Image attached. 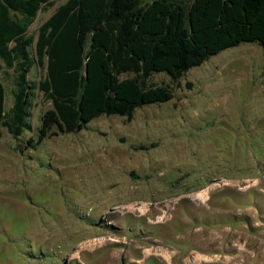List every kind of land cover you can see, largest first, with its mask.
Masks as SVG:
<instances>
[{
	"label": "rangeland",
	"instance_id": "rangeland-1",
	"mask_svg": "<svg viewBox=\"0 0 264 264\" xmlns=\"http://www.w3.org/2000/svg\"><path fill=\"white\" fill-rule=\"evenodd\" d=\"M46 73L36 62L28 79ZM0 75L9 109L16 72ZM150 81L174 97L132 119L101 115L39 141L53 104L36 88L31 128L0 126V264H264L262 47L242 42L176 83Z\"/></svg>",
	"mask_w": 264,
	"mask_h": 264
},
{
	"label": "trees",
	"instance_id": "trees-1",
	"mask_svg": "<svg viewBox=\"0 0 264 264\" xmlns=\"http://www.w3.org/2000/svg\"><path fill=\"white\" fill-rule=\"evenodd\" d=\"M54 5L0 0V69L16 72L9 109L0 75V126L16 137L31 128L36 88L53 104L42 115V141L56 130L80 131L101 115L132 119L144 105L171 100L169 85L150 81L154 73L176 83L242 42L264 51V0H64L37 37L30 34L39 12ZM36 62L47 66L39 83L28 79Z\"/></svg>",
	"mask_w": 264,
	"mask_h": 264
},
{
	"label": "crops",
	"instance_id": "crops-1",
	"mask_svg": "<svg viewBox=\"0 0 264 264\" xmlns=\"http://www.w3.org/2000/svg\"><path fill=\"white\" fill-rule=\"evenodd\" d=\"M258 44V43H257ZM7 97V96H6ZM5 105H6V109H7V104H6V101H5Z\"/></svg>",
	"mask_w": 264,
	"mask_h": 264
}]
</instances>
